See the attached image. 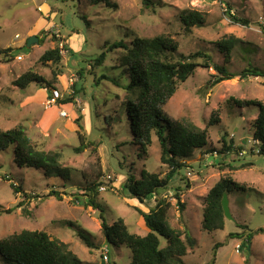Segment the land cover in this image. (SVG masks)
<instances>
[{
    "label": "rangeland",
    "instance_id": "obj_1",
    "mask_svg": "<svg viewBox=\"0 0 264 264\" xmlns=\"http://www.w3.org/2000/svg\"><path fill=\"white\" fill-rule=\"evenodd\" d=\"M110 1L115 7L89 0H0V49L12 50L8 58L0 54V126H24L33 143L46 151H61L63 163L73 168L70 179L63 180L18 165L13 145L0 151V239L23 229L44 230L67 243L84 264L131 263V250L105 237L101 216L108 224L122 217L131 232L145 235L148 230L135 208L138 203L121 187L128 175L138 177L142 168L161 177L170 168L161 162L155 135L147 152L137 155L138 144L128 143L132 133L121 120L124 92L107 80L94 87V78L108 68L93 69L87 61L124 38L123 32L131 28L141 36H170L178 44L176 53H208L213 64L224 65L235 75L214 83L217 72L213 64L199 66L178 84L163 107L168 119H185L206 128L208 134L207 151L194 150L170 184L183 189L184 211H179L171 188L159 190L172 204L170 224L188 228L197 240V246L177 264H264V232L257 231L264 227V156L254 152L259 147L253 142L259 108L238 106L234 100H256L264 105V78L241 76L249 65L264 70V0H154L157 4L153 8L142 0ZM184 9L205 14V23L184 31L179 20ZM228 12L247 23L233 22ZM229 35L243 44L225 59L215 42ZM31 36L38 40L28 44ZM66 42L71 51L61 49L58 66L39 60L45 50ZM114 58L112 53L105 64L112 65ZM81 68L83 77L78 73ZM28 70L54 79L53 86L60 94L56 104H48L47 90L36 83L25 88L13 84ZM68 97L72 102L61 106L59 99ZM60 109L68 115L60 117ZM112 118L115 123L110 122ZM223 140L231 141L232 149L223 154L222 149L212 152L211 148L222 147ZM79 146L82 150L76 151ZM242 163L250 165L241 167ZM228 173L246 187L228 195L232 219L225 217L223 229L208 232L201 225L203 198L208 188ZM93 182H102L97 188V208L86 204V188ZM11 184L19 192H14ZM154 205L155 194H151L141 208L148 211ZM67 221L84 228L93 246L88 248ZM239 233L242 236L229 235ZM216 243L220 245L215 247ZM236 243L241 245L239 252ZM0 264L13 263L0 253Z\"/></svg>",
    "mask_w": 264,
    "mask_h": 264
},
{
    "label": "trees",
    "instance_id": "obj_2",
    "mask_svg": "<svg viewBox=\"0 0 264 264\" xmlns=\"http://www.w3.org/2000/svg\"><path fill=\"white\" fill-rule=\"evenodd\" d=\"M89 1L91 4L103 2L108 7H115L110 0ZM142 3L148 8H153L157 4L154 0H142ZM228 15L233 22L247 23L245 19L238 18L234 14L231 15L228 12ZM179 20L186 32H190L193 26H202L206 21L205 14L194 9L182 10ZM123 35L124 38L113 41L108 48L105 47V42V51L87 59L90 68H108L107 72L102 71L97 78L92 72L95 77L94 87H97L102 80H107L124 92L121 120L125 121L127 130L132 133V142L128 143H137L139 147L137 155L142 156L147 152V147L152 144L153 135H155L160 145L161 162L167 164L170 169L164 177H161L160 174L142 168L138 177L133 174L128 175L121 187L131 199L137 201L135 208L148 230L145 235L131 232L122 217L108 224L101 216V228L109 242L125 245L131 250L130 264H177L182 261L183 256L197 246V240L188 228L178 229L170 224L169 210L172 204L167 196L160 194L159 190L171 188L179 211H184L185 204L181 200L183 189L170 184L174 173L184 167L186 159L194 150L207 151L205 146L208 143V134L206 128L202 129L185 119H168L163 107L176 92L179 83L192 76L197 67H209L213 62L208 53L201 51L187 55L176 53L178 44L168 35L141 36L131 28H126ZM242 44V40L234 35L215 42L220 52L225 54V59L229 58L231 52ZM61 49L71 51L69 43L66 42L62 47H59L57 43L54 48L45 50L39 60L44 63L50 61L58 66L62 58ZM11 51V48L0 49V54H4L2 58H8L11 56ZM112 53L115 54L113 64L107 66L105 63ZM213 66L217 72L214 75V83L235 76L224 65L213 64ZM82 69L78 72L80 77H83ZM58 72L59 75L61 70ZM248 75L264 78V70L249 65L241 72L242 77ZM54 82V79L48 80L28 70L15 79L13 84L25 88L31 83H36L40 88L46 89L49 96L50 91L55 89ZM234 100L238 106L256 105L259 108L253 124V138L258 141L257 146L260 151L257 153L258 156H264V105L256 100ZM58 102L61 106H66L72 102V98L59 99ZM112 119L110 122L115 123L116 119ZM77 124L80 129L83 128L79 122ZM80 138H82L81 135ZM11 145L14 146L15 161L18 165L41 170L46 176L70 179L73 168L63 163L62 152L46 151L40 148L31 141L24 126L18 125L9 129H3L0 126V151L6 150ZM82 148L79 146L75 149L81 151ZM220 149L222 154L231 150V141L226 143L223 140L221 148L217 150L211 148V151L218 152ZM248 165L250 164L242 163L241 167ZM101 183L93 182L86 188L88 191L86 195L89 196L86 204L93 208L98 207L96 196L97 188ZM11 187L14 192H19L15 184H11ZM245 187L234 181L229 173L222 174L208 188L203 198L202 228L208 232L223 229L225 220L221 205L223 193L227 192L229 195L233 191L244 190ZM52 194L59 196L56 191ZM151 194H155V205L148 211H144L141 206H144L145 199ZM66 224L76 230L77 235L88 248L93 246L91 236L84 228L72 221H67ZM257 231L264 232V227ZM229 235L230 237L242 236L240 233ZM252 236L253 233L248 235V241ZM219 245L216 243L215 247ZM0 253L13 264H84L67 243L52 238L44 230L23 229L0 239Z\"/></svg>",
    "mask_w": 264,
    "mask_h": 264
},
{
    "label": "built area",
    "instance_id": "obj_3",
    "mask_svg": "<svg viewBox=\"0 0 264 264\" xmlns=\"http://www.w3.org/2000/svg\"><path fill=\"white\" fill-rule=\"evenodd\" d=\"M49 96H50V99L48 100V104H49V105H51V104H53V105L56 104L58 98H60V94H59V91H58L57 89H52V90H51V93H50ZM58 114H59L60 117H65V116L68 115V112H67L65 109H60ZM253 142H254L255 145L258 144V141H256V140H254ZM255 151L258 152L259 149L257 150V149L255 148V149H254V152H255ZM214 152H216V151H214ZM104 188H105L104 186H100V189H104ZM240 248H241L240 243H236V245H235V250H236V252H239ZM104 258H105L106 260L108 259V256H107L106 253H105Z\"/></svg>",
    "mask_w": 264,
    "mask_h": 264
},
{
    "label": "water",
    "instance_id": "obj_4",
    "mask_svg": "<svg viewBox=\"0 0 264 264\" xmlns=\"http://www.w3.org/2000/svg\"><path fill=\"white\" fill-rule=\"evenodd\" d=\"M38 40L37 36H31L28 39V44H32ZM221 205L223 208V212L226 218L232 219V216L230 214V208H229V199H228V193L224 192L221 199Z\"/></svg>",
    "mask_w": 264,
    "mask_h": 264
}]
</instances>
